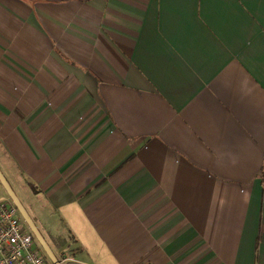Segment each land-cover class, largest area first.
I'll return each instance as SVG.
<instances>
[{"label":"crops","instance_id":"crops-1","mask_svg":"<svg viewBox=\"0 0 264 264\" xmlns=\"http://www.w3.org/2000/svg\"><path fill=\"white\" fill-rule=\"evenodd\" d=\"M0 172L61 264H264V0H0Z\"/></svg>","mask_w":264,"mask_h":264},{"label":"built area","instance_id":"built-area-1","mask_svg":"<svg viewBox=\"0 0 264 264\" xmlns=\"http://www.w3.org/2000/svg\"><path fill=\"white\" fill-rule=\"evenodd\" d=\"M16 209L0 201V264H50Z\"/></svg>","mask_w":264,"mask_h":264},{"label":"water","instance_id":"water-1","mask_svg":"<svg viewBox=\"0 0 264 264\" xmlns=\"http://www.w3.org/2000/svg\"><path fill=\"white\" fill-rule=\"evenodd\" d=\"M0 186L3 189L4 193L6 194L10 204L16 209L17 214L19 215L20 219L25 224L26 228L31 233L32 237L34 238L37 246L42 251L45 258L48 260L50 264H61L60 261L55 257L45 240L43 239L42 235L37 230L36 226L34 225L33 221L27 214L26 210L12 191L11 187L3 177L0 172Z\"/></svg>","mask_w":264,"mask_h":264},{"label":"rangeland","instance_id":"rangeland-1","mask_svg":"<svg viewBox=\"0 0 264 264\" xmlns=\"http://www.w3.org/2000/svg\"><path fill=\"white\" fill-rule=\"evenodd\" d=\"M0 189H1V188H0ZM1 191H2V189H1ZM13 192L15 193V195L17 196V198H18V196H19V198H21L20 195H19L20 193H17V189H15V191H13ZM2 193H3V191H2ZM17 194H18V195H17ZM19 198H18V199H19ZM19 201H20V200H19ZM53 254H54V253H53ZM54 255H55V254H54ZM56 256H57V255H55V257H56ZM56 258H58V257H56ZM60 263H61V262H60Z\"/></svg>","mask_w":264,"mask_h":264},{"label":"trees","instance_id":"trees-1","mask_svg":"<svg viewBox=\"0 0 264 264\" xmlns=\"http://www.w3.org/2000/svg\"><path fill=\"white\" fill-rule=\"evenodd\" d=\"M33 238V237H32ZM34 239V238H33ZM37 249L42 253V251L39 249V247H37ZM43 254V253H42ZM58 260H59V258H58ZM60 261V260H59Z\"/></svg>","mask_w":264,"mask_h":264}]
</instances>
